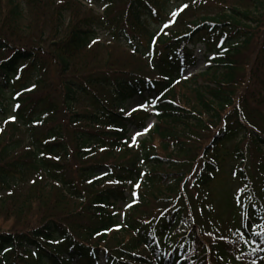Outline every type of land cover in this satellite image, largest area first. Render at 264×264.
<instances>
[{"label":"trees","instance_id":"16d2710c","mask_svg":"<svg viewBox=\"0 0 264 264\" xmlns=\"http://www.w3.org/2000/svg\"><path fill=\"white\" fill-rule=\"evenodd\" d=\"M244 1L0 0V264L264 259V29L255 41L250 14L264 1ZM100 38L145 64L98 67ZM198 44L209 66L182 79ZM132 101L151 112L127 114ZM224 168L243 187L219 196L235 236L208 234L188 204Z\"/></svg>","mask_w":264,"mask_h":264},{"label":"rangeland","instance_id":"374dc122","mask_svg":"<svg viewBox=\"0 0 264 264\" xmlns=\"http://www.w3.org/2000/svg\"><path fill=\"white\" fill-rule=\"evenodd\" d=\"M205 1H210L212 3L216 2L220 8L224 5L233 4L235 7L241 9H243L244 6H246L249 2V1H244V3H235L236 0H205ZM87 8L90 7L88 6ZM92 9L95 12L102 11L100 9H95L94 7ZM250 14L255 20L257 18L259 19V22L256 26L257 30L255 31L256 34L255 37H257V40L255 39V41H259L262 38L260 37L261 34L259 35V33H261V31H263L264 29V11L262 10L260 14L258 13L254 14L251 11ZM170 23L172 24V22ZM168 27H172V26H168ZM172 29L175 30L174 27ZM104 40L105 39L100 38V41L105 45L100 52L101 57H103L104 64H98L97 65L98 67L100 68L103 67L107 70H110L111 66L114 65L118 69L120 68L134 69L135 67H141L143 66V64H145L144 60L139 58L137 55L132 56L131 55L132 52L129 49H127L123 44L120 43L117 44L109 41L105 42ZM193 53L195 57L194 64L191 65V67L185 71V75L183 76V79H188L192 75H198L204 72L209 66V63L205 61L204 49L202 45H197L194 48ZM96 90L101 92V89H96ZM130 103H128V105L125 106L126 107L125 109L129 113H131V111L133 110L132 106L137 102L132 101ZM11 105L12 104L10 103V107ZM153 124H154L153 119L147 121L148 128L153 126ZM145 133L142 132V136L140 135L138 138H136V141L145 138L146 137L144 136ZM130 134L135 136V130L131 129ZM216 180L217 181L209 183L205 189L196 188L190 190L189 193L186 192L188 194L189 206L194 207L196 211H199V213H201L200 214L201 218L197 219V221L202 223V228L204 229V231H206L208 234L211 235L226 233L227 231H225V227L233 230L232 227L234 225V228H236V225L232 221L234 211H232V215L230 216V212H231L230 207H228V203L223 202L226 196L223 197H219V196H221V193H229L230 195L233 194V196H237L241 193L243 189L242 186L236 183L237 182L236 180L231 179L228 168H224V170L220 172V174H217ZM218 197L222 200V202L220 200H217ZM175 203L178 202L175 201ZM127 208H128V204H126L125 202H118L111 209V211L121 216L127 210ZM234 208L236 209L235 206ZM143 210L144 212H146V217L144 216L143 218H148L153 221L158 217L160 212V210H158L156 206H154V204L152 203L149 204L147 207H145ZM0 224L2 226L9 227V224L4 223V221L1 219H0ZM194 224L196 225V223H194L192 220H188L185 223H181L177 227V229L173 231L172 235L173 234L177 235L180 233H189L193 229H195ZM233 235L235 236L236 234L234 233ZM262 264H264V262Z\"/></svg>","mask_w":264,"mask_h":264},{"label":"snow or ice","instance_id":"6c2138e0","mask_svg":"<svg viewBox=\"0 0 264 264\" xmlns=\"http://www.w3.org/2000/svg\"><path fill=\"white\" fill-rule=\"evenodd\" d=\"M185 7H186V5H185ZM176 14H177V13L174 12L172 15L175 16ZM165 27H168V25L166 24ZM152 103L154 104V103H155V100H153ZM10 119H14V118H10ZM138 134H139V133H137V135H138ZM134 140H135V137H133V141H134Z\"/></svg>","mask_w":264,"mask_h":264}]
</instances>
